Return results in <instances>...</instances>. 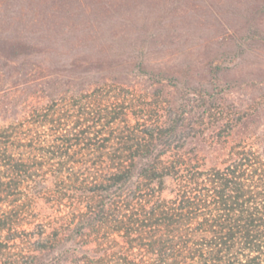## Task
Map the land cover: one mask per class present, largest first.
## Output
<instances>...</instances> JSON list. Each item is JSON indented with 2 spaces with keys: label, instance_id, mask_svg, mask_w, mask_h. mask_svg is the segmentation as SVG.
I'll return each instance as SVG.
<instances>
[{
  "label": "trees",
  "instance_id": "obj_1",
  "mask_svg": "<svg viewBox=\"0 0 264 264\" xmlns=\"http://www.w3.org/2000/svg\"><path fill=\"white\" fill-rule=\"evenodd\" d=\"M209 1L201 0L215 7ZM117 2L122 10L130 0H0L3 72L26 73L40 61L48 70L71 65L93 80L0 126V264H49L48 256L53 264L63 256L71 264H264V131L245 122L253 124L261 108L249 105L237 120L205 77L194 81L190 65L151 64L143 46L127 48L126 20L106 24L112 33L120 28L107 39L123 40L116 50L99 43L93 50L96 19L118 11ZM230 10L244 17L240 38L264 46V0ZM80 11L91 21L70 24ZM74 28L85 34L78 42ZM82 50L78 62L68 61V52ZM205 63L206 75L228 92L242 84L238 76L222 79L229 67ZM140 76L150 87L176 88L180 102L148 96ZM193 114L218 115L215 126L230 128L196 131L208 154L186 149ZM34 199L56 211L37 233L23 228Z\"/></svg>",
  "mask_w": 264,
  "mask_h": 264
},
{
  "label": "rangeland",
  "instance_id": "obj_2",
  "mask_svg": "<svg viewBox=\"0 0 264 264\" xmlns=\"http://www.w3.org/2000/svg\"><path fill=\"white\" fill-rule=\"evenodd\" d=\"M213 1H215V7L207 8L201 0H130L129 4L125 2L122 10V4L117 2L114 4L117 7L113 5V9H118V11L112 14L109 9L111 12L107 11L97 17L96 29L90 36L95 41L89 43V47L95 50L94 46L99 43V46L103 44L106 47V51L116 50L123 40L112 42L107 39L116 36L113 34L120 31V28L116 27L112 33L113 28L106 24L113 21L124 23L128 21L126 26L131 25L132 29L130 35L124 40L127 48L143 46V51H147L145 59L151 64H166L165 66L174 68L190 65L189 73L194 81L198 83V79L205 77L204 84L214 94L223 97L220 102L222 107L236 111L237 120L241 117L237 112L244 111L249 105L259 106L261 109L252 117L256 118V121L252 124L253 119H246L245 122H247L248 130L255 129L254 126L257 125V131H264V46L258 48L254 43L246 44L240 38L244 33V17L239 14L234 15L231 10L229 11L230 8H236L239 5L241 7L247 0ZM258 17L259 21L264 24V13ZM92 18L80 11L74 20L68 18L67 21L70 24L77 21L80 26L91 21ZM231 24L233 28H230ZM76 28L73 29L75 30L73 39L78 42L85 34ZM227 28L233 31L230 30L231 33L226 34L227 30L223 29ZM95 34L97 38H94ZM239 43L243 45L240 47ZM84 50L68 52L71 56L68 61L71 62L75 58L78 62L84 57H82ZM80 52L81 54L78 55ZM33 59L37 58L33 57ZM210 59L222 64L223 67L224 65L229 67L228 69L225 67L226 70L223 71L225 74L221 75L224 81L238 76L242 84L240 86L234 84L235 90L228 92V84L216 82L209 74L206 75L208 67L205 62ZM38 62L33 63V68L28 72H18L11 76L0 69V126L22 117L33 106L47 103L53 97L69 89L87 88L88 84L93 81L81 78L83 75L78 77L79 73L84 74V72L74 71L71 65L66 64L62 68L55 66L48 70ZM92 70V72H98L99 68L93 67ZM249 73L254 76L250 78V84H246L245 80L248 79L246 77H249ZM95 78L102 79L101 76ZM140 79V89L147 92L148 96L156 92L172 103L180 102L176 88L166 84L162 87L156 84L150 87L145 78L140 76ZM214 105L215 108L220 107L217 103ZM217 116L212 115L201 119L197 114H193L186 130L190 136H194L189 138L186 147L188 151L197 149L200 153L208 154V148L203 142L196 143V131H230L229 127L219 129L215 126L218 121ZM244 130L245 128L241 125L233 131ZM27 204L28 208L23 217V228L27 231L37 233L41 229L38 223L42 219L44 220L45 217L54 219L56 211L51 202L34 199L31 203L28 201ZM79 242L81 243L82 240ZM65 257L60 259V264H71ZM47 262L54 263L52 256L47 257Z\"/></svg>",
  "mask_w": 264,
  "mask_h": 264
}]
</instances>
